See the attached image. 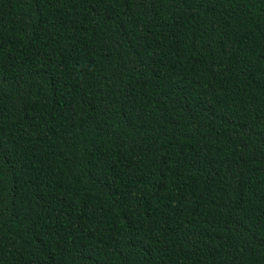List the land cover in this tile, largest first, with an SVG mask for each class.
Wrapping results in <instances>:
<instances>
[{
    "label": "trees",
    "instance_id": "trees-1",
    "mask_svg": "<svg viewBox=\"0 0 264 264\" xmlns=\"http://www.w3.org/2000/svg\"><path fill=\"white\" fill-rule=\"evenodd\" d=\"M0 264H264V0H0Z\"/></svg>",
    "mask_w": 264,
    "mask_h": 264
}]
</instances>
